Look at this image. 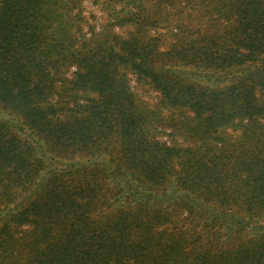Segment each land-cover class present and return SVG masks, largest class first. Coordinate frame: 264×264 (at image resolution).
<instances>
[{
    "label": "trees",
    "instance_id": "trees-1",
    "mask_svg": "<svg viewBox=\"0 0 264 264\" xmlns=\"http://www.w3.org/2000/svg\"><path fill=\"white\" fill-rule=\"evenodd\" d=\"M106 1L0 0V264H264V0Z\"/></svg>",
    "mask_w": 264,
    "mask_h": 264
},
{
    "label": "rangeland",
    "instance_id": "rangeland-1",
    "mask_svg": "<svg viewBox=\"0 0 264 264\" xmlns=\"http://www.w3.org/2000/svg\"><path fill=\"white\" fill-rule=\"evenodd\" d=\"M80 2L81 19L79 23V30L82 35L89 37L91 33L95 37L99 35L109 34L111 36L125 37L130 33L132 28L130 26L122 25V27L114 24V22L109 17L108 5L109 2L106 0H78ZM165 30H159L158 33H164ZM152 34V33H151ZM73 72L70 69L68 76ZM130 85L132 91L136 95L138 101L143 107L149 111H153L158 107L159 97L158 94L151 90L146 85L137 83L133 77H130ZM161 116L165 121L168 122L169 119L179 120L180 116L178 112H168L166 110H161ZM164 125V124H163ZM156 136L167 143H174L179 145H185L184 136L174 133V130L162 127L158 128Z\"/></svg>",
    "mask_w": 264,
    "mask_h": 264
}]
</instances>
